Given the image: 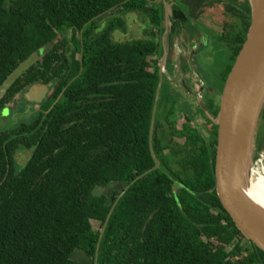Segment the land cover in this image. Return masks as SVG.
<instances>
[{
    "label": "trees",
    "instance_id": "trees-1",
    "mask_svg": "<svg viewBox=\"0 0 264 264\" xmlns=\"http://www.w3.org/2000/svg\"><path fill=\"white\" fill-rule=\"evenodd\" d=\"M153 1L0 0V87L59 36L73 34L78 54L84 43L82 74L78 61L68 83L78 78L58 104L51 110L60 91L45 105L48 114L32 116V121L38 116L37 124L43 119L45 123L37 131L34 123H25V130H20L25 136L12 142L4 137L0 143L4 159L0 264H264V251L251 241L244 244L246 238L215 191V139L212 155L201 141L190 154L196 182L188 184L182 197H175L174 185L159 171L126 192L112 214L96 262L101 232L118 196L155 165L150 127L160 79V46L113 40L115 32H128V14L140 13L145 25L159 31L162 10ZM180 2L191 7V22L199 18L197 11L202 14L215 5L222 6L229 18L217 37L222 46L218 48L228 53L229 65L219 88L223 91L248 37L249 0ZM111 11L104 29L96 34L97 23L92 20ZM40 74V63L22 73L1 104L39 80ZM165 98L160 100L167 102ZM162 107L164 114L169 106ZM174 110L173 106L166 114L173 115ZM17 148L32 151L23 168L15 165ZM250 187L247 193L255 201L252 183ZM81 252L87 259L75 260Z\"/></svg>",
    "mask_w": 264,
    "mask_h": 264
},
{
    "label": "flooded vegetation",
    "instance_id": "flooded-vegetation-1",
    "mask_svg": "<svg viewBox=\"0 0 264 264\" xmlns=\"http://www.w3.org/2000/svg\"><path fill=\"white\" fill-rule=\"evenodd\" d=\"M176 1H178V4L183 9L184 13H182L184 15L181 16L179 13L176 14V17L178 19H175L174 16L172 18L174 23L173 21L170 23L171 31L168 37L169 42H167L169 44V59L164 77V80H166L164 84V90L161 92L162 94L160 97L161 100H165L166 96L169 99L167 102L160 100L158 104L155 125L156 136L155 133L154 136L156 137L155 156L160 161V166L156 171H159L163 175V177H165V179L172 182V185H174L173 192L175 194V197H182L184 192L189 189L188 184L196 182V180L194 179L195 170L192 166L193 159H191L190 154L195 152L202 142L207 144L209 152L212 155L211 151L213 150L214 139L217 141L216 148H218V128L215 132L217 125L212 121L211 117L217 116L214 115V111L217 106H219L220 108L222 91L212 85H206L205 82L203 83L198 73L194 70V62L192 67V63L190 61V55L194 51H197L199 54L201 49H205L207 47L206 50H208V45L211 43L209 41L208 33L211 27H208L204 24H200V19L204 12L200 14V10L197 11V13H199V18H193L191 22L189 21L188 17V13L190 12L191 7H185L187 5L182 4L180 0ZM153 5H155V7H159L164 15L165 9L163 4L157 5L153 3ZM111 14L112 11L98 16L97 18L92 20V22L95 21L97 23V29L95 30L96 34L102 32L105 27V23L107 22ZM134 15L136 16V18L132 22L129 23L127 21L128 32L124 33L120 30L118 32L120 34H124L126 37H128L127 40L130 41L144 40L155 42L159 44V51L162 54L164 47L163 35L165 32L163 21L162 28H160L159 31L157 29L153 30V28L150 27L147 23V26L143 23L145 20L143 15H141L140 13H134ZM100 19H102V21L98 22ZM136 19L139 21V24H134V21ZM135 28L137 31L135 32V35H133L132 31ZM183 30L188 33L191 39L190 45L188 47L185 45V40L182 36ZM212 30L214 31V29ZM153 32H155L154 35L152 34ZM214 33L217 34L216 32ZM74 38L75 37L73 36V34L61 35L53 43L46 46L38 54V61L34 64L36 65L40 63L41 74L39 76V80L35 81L34 83H31L29 86H26L19 93H16L13 97H11L8 102L5 101L1 104V102L5 98H7V95L11 89L7 92L4 98L0 100V143L2 142L4 137L9 138V141L12 142L14 140H17L19 137L22 138L23 136H25L26 134L20 131L22 129L25 130V123H34V125L36 126L35 130L37 131L45 123L44 119L43 121L41 120L39 124H37L38 116H36L34 120L30 122L27 120V118L29 116H35L39 113H45V115L48 114L50 110L46 111L45 105L51 102L55 98L56 93L60 91L59 95L55 99V103H53V105L51 106V110L56 106V104H58V102L63 98L70 84L78 78L75 77L72 79L71 83H68L69 76L76 70L78 61L81 62L80 75L82 74L84 43H82L81 53L78 54L77 45L74 41ZM79 38L83 41L84 37L83 35H80ZM172 39L178 40L179 43H182V48L186 51V53H178L180 58L179 65L173 62L174 55H171L172 47L174 46H171L170 41H172ZM116 42L125 41L117 40ZM196 42H198V46L195 47L194 43ZM211 50L213 51L212 48ZM160 53L157 55L159 61V69ZM49 55L51 56V62L47 61V56ZM186 57L187 60L183 59ZM50 63L52 64V66H49ZM169 67H171V69H169ZM64 84L67 85H65L64 87ZM35 85H42L48 88V91L40 104L32 103L26 99V94ZM200 96H204L203 101L208 107V112L204 111L201 108V103L199 99ZM160 105L169 106L165 109L164 114H162L164 112V109L163 107L160 109ZM12 106H15L14 111ZM26 106L28 108H26ZM173 106L175 107L173 115L166 114V110L172 108ZM12 112H15L16 118L13 122L9 123L7 122V119L13 114ZM205 132L208 133V135H206ZM214 133H216V135H214ZM28 152L30 153L31 157L32 151L28 149L17 148L13 152L15 165L18 168H21V165L25 161ZM153 159L155 161L154 156ZM3 162L4 159L0 156L1 171L4 166ZM7 166L10 167L9 164H7ZM155 166L156 161L154 167ZM213 191L214 190H212V192ZM252 193H254L253 189ZM142 232H145L144 226Z\"/></svg>",
    "mask_w": 264,
    "mask_h": 264
},
{
    "label": "water",
    "instance_id": "water-1",
    "mask_svg": "<svg viewBox=\"0 0 264 264\" xmlns=\"http://www.w3.org/2000/svg\"><path fill=\"white\" fill-rule=\"evenodd\" d=\"M154 3L157 5L163 4L165 9L164 15L162 13L165 32L163 35L164 47L160 58V79L150 127V147L156 166L138 176L118 196L102 229L97 247L96 262L101 241L118 203L132 186L156 171L160 166V161L154 153L153 141L158 104L169 59L167 42H169L168 37L171 31L172 18L175 16L176 19L178 13L181 16L184 15V12L176 0H155ZM249 3L251 6V26L247 40L225 82L219 112L216 117H211L212 121L218 126L215 191L244 237L264 251V207L254 201L247 193L252 183V165L255 160L257 138L262 136L264 127V0H249ZM168 6H171V9ZM136 31L135 28L132 34L135 35ZM182 36L185 45L188 47L191 39L185 30H183ZM197 55V51L190 55L192 67L193 57ZM37 61L38 54L32 55L28 61L23 62L8 77L0 87V100L4 98L22 73L27 72ZM47 91L46 86L35 85L26 94V99L32 103L40 104ZM200 103L201 108L208 112L206 103L202 99H200ZM205 134L208 135L206 132ZM157 213L158 210L149 216L145 222L144 231Z\"/></svg>",
    "mask_w": 264,
    "mask_h": 264
},
{
    "label": "rangeland",
    "instance_id": "rangeland-1",
    "mask_svg": "<svg viewBox=\"0 0 264 264\" xmlns=\"http://www.w3.org/2000/svg\"><path fill=\"white\" fill-rule=\"evenodd\" d=\"M178 2V1H177ZM173 4V3H172ZM171 9V6H168ZM126 20L130 23L132 22L136 16L134 14H128L126 17ZM177 19V17H176ZM102 21V19H100L98 22ZM173 21V19H172ZM201 23L200 24H204L208 27H211V29L208 31L209 33V41L211 42L208 45V50L207 47L205 49H201L198 56L194 57V70L198 73L199 77L202 79V82L206 83V85H212L215 88H220L222 85V73L224 71L225 68H227V66L229 65L228 62V53H225V48L219 49L218 47H222L220 46V44H217V37H219L224 30V26L225 23L229 21V18L226 16L224 8L220 5H215V6H211V7H207L204 10V13L200 19ZM174 23V21H173ZM134 24H139V21L136 19L134 21ZM214 29V31L212 30ZM214 32H216L217 34H215ZM69 34V33H68ZM114 40L115 41H126L128 37H126L124 34H120L118 31L115 32V34L113 35ZM203 39V37H202ZM196 40V39H194ZM193 40V41H194ZM171 42V46L174 45L172 47V51H171V55L173 56L174 59V63H177V65L180 64L179 61V55L178 53H186L185 50H183L182 48V43H179L178 40H173L170 41ZM195 47L198 46V42L194 43ZM169 46V44H168ZM211 48L213 49V51L211 50ZM175 52V54H174ZM160 53V51H159ZM161 58V54L159 55ZM187 60L186 58H183ZM160 60V59H159ZM169 69H171V67H169ZM197 78V77H196ZM201 82V80H200ZM199 83V82H198ZM167 84V82H166ZM200 99L204 100V96L203 98L201 97ZM13 107V111L15 110V106ZM26 108H28L26 106ZM13 114L7 119V122H13L16 118L15 112H12ZM27 120L30 122L32 121V116H29L27 118ZM3 122V120H2ZM3 124V123H1ZM263 126H264V119H263ZM262 127V126H261ZM262 136H258L259 138H257V146H256V150H255V160L254 163L252 165V169L255 167L256 164V160H258L260 158V156L262 154H264V127L262 129ZM30 157V153L28 152L26 155V159L25 161L22 163L21 168H23L24 166H26V164L28 163V159ZM253 179L257 178V175H252ZM108 193V192H107ZM249 241V240H248ZM244 244L247 246H249L247 239L244 241ZM77 261H84L86 260V256L84 253H78V255L75 256L74 258Z\"/></svg>",
    "mask_w": 264,
    "mask_h": 264
},
{
    "label": "bare ground",
    "instance_id": "bare-ground-1",
    "mask_svg": "<svg viewBox=\"0 0 264 264\" xmlns=\"http://www.w3.org/2000/svg\"><path fill=\"white\" fill-rule=\"evenodd\" d=\"M253 175H257L256 179L252 178L254 199L264 207V154L256 160L255 167L253 168Z\"/></svg>",
    "mask_w": 264,
    "mask_h": 264
}]
</instances>
